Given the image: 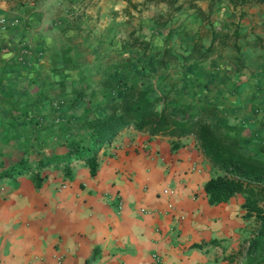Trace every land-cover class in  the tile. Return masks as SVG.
<instances>
[{"label": "crops", "instance_id": "obj_1", "mask_svg": "<svg viewBox=\"0 0 264 264\" xmlns=\"http://www.w3.org/2000/svg\"><path fill=\"white\" fill-rule=\"evenodd\" d=\"M1 18L0 170L65 154V117L102 114L131 84L264 143V0H0ZM173 138L130 126L94 174L77 159L39 187L0 180V264H231L244 241L246 257L244 194L210 204L214 168L193 135Z\"/></svg>", "mask_w": 264, "mask_h": 264}, {"label": "trees", "instance_id": "obj_2", "mask_svg": "<svg viewBox=\"0 0 264 264\" xmlns=\"http://www.w3.org/2000/svg\"><path fill=\"white\" fill-rule=\"evenodd\" d=\"M10 1L22 5L29 0ZM160 63H164V53ZM106 107L108 111L102 114L72 120V123H68L69 117H65L66 120L59 126L71 131L77 129L68 138L63 136L62 143L67 147L65 154L47 156L42 150L36 151L39 155L33 163L21 156L0 170V180L29 174L39 187L47 175L45 169L58 166L64 175H68L71 171L70 163L77 159H83L90 173L94 174L98 167L100 149L109 146L122 129L130 126L150 136L172 137V149L180 144L173 137L193 135L215 172L203 185L208 202L216 204L238 192L244 194L241 203L245 209L244 216L253 218L255 222L253 236L249 238L245 250L247 264H264L258 257L264 255V143L258 145L255 153L249 152V143L242 136L219 120H210V109L202 108L195 114L171 110L166 98L151 96L146 88L137 84L129 85L117 100L109 102ZM43 123L41 120L32 122L35 139L45 129ZM40 142L39 146H35L37 150L42 147Z\"/></svg>", "mask_w": 264, "mask_h": 264}, {"label": "rangeland", "instance_id": "obj_3", "mask_svg": "<svg viewBox=\"0 0 264 264\" xmlns=\"http://www.w3.org/2000/svg\"><path fill=\"white\" fill-rule=\"evenodd\" d=\"M248 143H249L247 145L248 151L249 152H252V153H255V151L257 150L258 146H256V145H250V142H248ZM60 168L58 166H56V167L53 166V167L49 168V170H51L52 172L61 171V173L63 174V170H62V168L61 169ZM263 204H264V201H263ZM254 228H255V222H254L253 218H251L250 219V237H251V233H252V236H253ZM245 243L246 242L244 241L243 242L244 245L242 244L243 246H241V248L239 246L238 250H236V251L233 252V255L232 256L235 257L233 259V261H235V262H232L231 264H247V262H248L247 257H245V255L243 254L242 251L240 252V250H243L245 248V246H246ZM241 255H243V256H241ZM258 257H260V260H262L264 262V255L263 256H260L259 255Z\"/></svg>", "mask_w": 264, "mask_h": 264}, {"label": "built area", "instance_id": "obj_4", "mask_svg": "<svg viewBox=\"0 0 264 264\" xmlns=\"http://www.w3.org/2000/svg\"><path fill=\"white\" fill-rule=\"evenodd\" d=\"M0 21L2 22V25L5 24V19H4V18H1ZM26 51H27V50H26L25 48H22V49H21V53H22V52L25 53Z\"/></svg>", "mask_w": 264, "mask_h": 264}]
</instances>
